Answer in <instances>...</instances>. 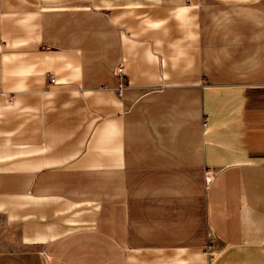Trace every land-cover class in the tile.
I'll return each instance as SVG.
<instances>
[{
	"label": "crops",
	"instance_id": "0c3cea01",
	"mask_svg": "<svg viewBox=\"0 0 264 264\" xmlns=\"http://www.w3.org/2000/svg\"><path fill=\"white\" fill-rule=\"evenodd\" d=\"M0 264H264V0H0Z\"/></svg>",
	"mask_w": 264,
	"mask_h": 264
},
{
	"label": "built area",
	"instance_id": "2783aa9c",
	"mask_svg": "<svg viewBox=\"0 0 264 264\" xmlns=\"http://www.w3.org/2000/svg\"><path fill=\"white\" fill-rule=\"evenodd\" d=\"M115 74L118 76V77H122L123 76V69L122 68H119L117 69V71L115 72ZM50 81L52 83H55V78L53 75L50 76Z\"/></svg>",
	"mask_w": 264,
	"mask_h": 264
}]
</instances>
